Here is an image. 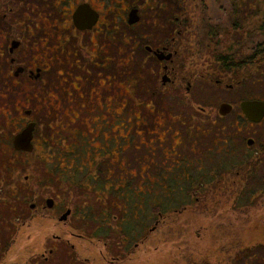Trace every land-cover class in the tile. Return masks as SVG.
<instances>
[{
	"label": "flooded vegetation",
	"instance_id": "flooded-vegetation-1",
	"mask_svg": "<svg viewBox=\"0 0 264 264\" xmlns=\"http://www.w3.org/2000/svg\"><path fill=\"white\" fill-rule=\"evenodd\" d=\"M258 4L0 0V264H158L154 242L207 229L198 202L218 232L250 214L264 232V113L242 105L264 101V48L239 29L194 35ZM119 90L121 114L136 103L161 126L153 140L140 125L133 148H108ZM72 111L93 119V148H60Z\"/></svg>",
	"mask_w": 264,
	"mask_h": 264
},
{
	"label": "rangeland",
	"instance_id": "rangeland-1",
	"mask_svg": "<svg viewBox=\"0 0 264 264\" xmlns=\"http://www.w3.org/2000/svg\"><path fill=\"white\" fill-rule=\"evenodd\" d=\"M223 1L224 0H222V3ZM211 12L212 16H217L218 14L217 11L215 13L213 11ZM193 21H195V17ZM223 21H225V18H223ZM207 22L208 21H203L201 26L199 24L197 27V31H194V35L197 32L199 33L198 38H200V40L205 39L207 35ZM216 38L218 37L213 36V38L210 37L208 39L211 41ZM122 96L123 94L120 93V90L118 92L114 91L113 101L111 105L109 103V106H107L109 119L107 123L110 129L107 138L108 148H123L128 143V137L130 138L128 148H133L136 142L132 141L131 138L136 139L138 130L141 127L140 125H143L144 128L147 129V136L152 138V140L156 137L154 135L159 134L161 131V126L154 125V123L152 125L151 115H149L146 124L143 120H139L137 115L141 106L136 103H132L125 107L121 114L119 108L122 107ZM118 100H120V102ZM142 111L148 114L147 110L143 109ZM76 116V111H72L71 116H66L64 120L60 121V135L63 134L70 137L65 138V141L60 143V148H70L64 144L70 142L71 139L74 140L71 148H77V146L78 148H93L90 142V137L92 135L90 128L95 126L93 119H90L89 115H85L84 117L79 116L80 121L78 119L76 122H72V118ZM151 141H148V144H150ZM164 148H172V146L168 143L165 144ZM213 203L214 202H209L207 208L203 206V202H198L196 205L198 209H203L207 213V216L202 218V220L206 221L208 224L205 231H200L199 233L193 231L186 233L184 234L185 238L182 236V239L177 235H172L170 238H166L167 240H165V242H154V244L157 245V249H154L155 251L151 253L154 254L152 257H157L158 255L161 257L158 264H188V261L192 262L191 264H264V232L253 230L251 227L253 214L248 216L239 215L237 221L240 222L238 223H243V225H245L242 229L222 230L221 233L216 231L217 227L214 226L219 223L221 219L218 215L219 209ZM233 213L235 214L237 211ZM230 214L231 212L229 211L223 212L222 207V224L228 218L229 220L234 219V214L231 215V218L228 216ZM200 220L201 217L198 218L199 222ZM176 240L184 241L182 248L173 247L177 245V243H175ZM170 252L171 254L173 253V256H176V262L173 260V256H168ZM163 257H167L168 260Z\"/></svg>",
	"mask_w": 264,
	"mask_h": 264
},
{
	"label": "trees",
	"instance_id": "trees-1",
	"mask_svg": "<svg viewBox=\"0 0 264 264\" xmlns=\"http://www.w3.org/2000/svg\"><path fill=\"white\" fill-rule=\"evenodd\" d=\"M258 1L259 4L256 8L246 5L228 9L225 14H222V17L225 18L222 23H211L208 21L206 24L207 33L217 34L220 32L221 27L223 31L225 29L226 33H230L231 29H239L241 33L247 34L256 33V39L261 42L257 48H264V4H261L262 2L264 3V0ZM201 23H203L202 20Z\"/></svg>",
	"mask_w": 264,
	"mask_h": 264
},
{
	"label": "water",
	"instance_id": "water-1",
	"mask_svg": "<svg viewBox=\"0 0 264 264\" xmlns=\"http://www.w3.org/2000/svg\"><path fill=\"white\" fill-rule=\"evenodd\" d=\"M79 9H77L74 12V18H76V16L78 15ZM243 105V110L244 112L248 113V114H253V115H261L264 113V101L261 100H255V101H244ZM224 112L226 111V109L223 110ZM29 133V131H28ZM27 135V130L22 131L19 135H17L16 138L22 139L24 140L26 138Z\"/></svg>",
	"mask_w": 264,
	"mask_h": 264
}]
</instances>
